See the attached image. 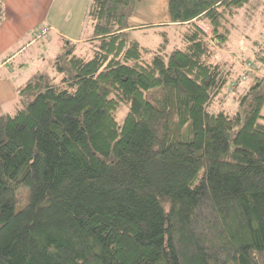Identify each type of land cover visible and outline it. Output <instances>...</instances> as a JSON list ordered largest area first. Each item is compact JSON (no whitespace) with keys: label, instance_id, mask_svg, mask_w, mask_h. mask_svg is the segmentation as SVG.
<instances>
[{"label":"trees","instance_id":"trees-1","mask_svg":"<svg viewBox=\"0 0 264 264\" xmlns=\"http://www.w3.org/2000/svg\"><path fill=\"white\" fill-rule=\"evenodd\" d=\"M138 1L90 0L91 57L64 41L0 115V264H264V79L229 115L213 59L249 0H167L170 52L130 36Z\"/></svg>","mask_w":264,"mask_h":264},{"label":"rangeland","instance_id":"rangeland-1","mask_svg":"<svg viewBox=\"0 0 264 264\" xmlns=\"http://www.w3.org/2000/svg\"><path fill=\"white\" fill-rule=\"evenodd\" d=\"M166 1L167 0H139L137 2L135 11L137 12L139 20H144L143 23H145V26L131 30L130 36L141 46L153 50L164 47L166 52L183 47V26L155 24L162 20V12L167 9ZM89 2L90 0L25 1L24 5H28L29 14L19 17V23L30 26L33 20L34 24L30 34L31 36L26 40L23 39L19 41L20 47L25 45L29 40H32L41 29L50 24L60 31H74L79 36L86 35L84 34L85 28L82 32H79V26L82 23L84 25L88 23L89 19L86 13ZM3 4L4 0L0 2V11L4 6ZM32 10L34 15H31ZM198 25L207 30L210 34V29L205 23L198 22ZM227 29L229 31L227 48L218 52V48L213 47V56L216 54L218 63L222 68L228 70L231 76H234L233 78H236V76L243 71V64L250 62L254 65L255 70L258 71L259 76L264 79V59H261V57H264V0H249L246 5L237 9L236 13L229 18ZM50 36H52V34H50ZM87 44L89 43L81 44L76 50V54L85 58H90L92 55L91 45ZM55 46L56 44L53 37L50 43H48V39L43 38L38 41H32L21 50L19 56L11 64L13 69L16 70L17 63L23 60L26 61L25 64L27 69L24 71V74L19 71L17 85L23 86L36 74L43 73L52 77L57 76L54 72H51L50 68V64L54 59L52 57H54V55L55 57L56 55L57 57L61 56V50H59L57 54H54L53 47ZM55 59L53 61H55ZM18 70L20 69L18 68ZM4 71L5 69L0 71V76L3 75ZM57 79H59V76H57ZM3 82L5 83V81ZM251 83H253L252 78L246 82L240 83L239 87H237V91L227 92L223 106L219 108L223 109L229 115L235 114L238 111V102L237 100L234 101L233 98L238 96V91H242V89L248 87ZM228 87L232 88L229 85ZM13 95L14 98H8V91L5 92V96L2 98L4 104L0 106V114L13 113L15 111V103L17 100L19 101V97L16 96V93ZM261 114L264 115V107L261 110ZM117 119L120 122L122 114H119Z\"/></svg>","mask_w":264,"mask_h":264},{"label":"crops","instance_id":"crops-1","mask_svg":"<svg viewBox=\"0 0 264 264\" xmlns=\"http://www.w3.org/2000/svg\"><path fill=\"white\" fill-rule=\"evenodd\" d=\"M25 1H29V0H4V4H3L4 6L2 7V10L0 11V71L2 69H5L3 75L0 76V106L4 104V101L2 100V98L5 96L6 91H8V98H11V97L14 98L13 94L15 93H16V96L18 97V89L22 87L20 85H17L18 79H19L18 73L19 71H21L22 74H24V71L27 69L26 64H25L26 61L23 60L17 63L16 70L13 69L11 64L19 56V53L21 52V50L27 45H29L32 41H34V38H33L32 40H29L25 45H22V47H20L19 45L20 40H23V39L26 40L29 36H31L30 34L33 30V24H34L33 20L31 21L30 26L19 23V20H18L19 17L29 14V10L27 8L28 5L27 6L24 5ZM166 7H167V1H166ZM87 10H88V7H87ZM162 13H163L162 20H160L159 22L155 24H159V25L164 24V25H173V26L176 25V24H171L169 22V16L167 13V9L164 10ZM31 15H34L33 10L31 11ZM143 22L144 20H139V18L137 17V12L134 11V14L129 19V25H130L131 30L137 27L145 26V23ZM45 28H49L47 36L45 37L46 39H48V43L51 42L52 37L55 40L56 46L53 47L54 54H57L59 50H61L60 53L62 54L64 41H68L69 43L75 44L76 45L75 53H76V50L81 44L89 43V39L91 38V35H92V24L90 20H88V23L86 25L82 23L79 26L80 29L78 28L80 30L79 32H82V30L85 28L84 34L86 35L84 36H79L74 31H71V32L60 31L59 29H57L55 26L51 24L46 26ZM203 30L209 35L207 30H205L204 28ZM49 33L52 34V36H50ZM87 45H90V43ZM220 51H223V50L218 49V52ZM52 58L54 59L57 58V55L56 57L54 55V57ZM232 58L235 59L234 57ZM213 59L215 62H218L216 60V54L213 56ZM53 60L50 64L51 72H54L53 70L54 61ZM18 68L20 70H18ZM257 75L259 76L258 71H257ZM3 81H5V83ZM18 104L19 102L17 100V102L15 103V107H14L15 110L18 108ZM0 115H3V114H0Z\"/></svg>","mask_w":264,"mask_h":264},{"label":"built area","instance_id":"built-area-1","mask_svg":"<svg viewBox=\"0 0 264 264\" xmlns=\"http://www.w3.org/2000/svg\"><path fill=\"white\" fill-rule=\"evenodd\" d=\"M48 31H49V28L41 29L40 32L35 35L34 40L37 41V40L45 38L47 36ZM263 41H264V37H263ZM242 69L243 71L240 74V81H246L248 78L256 75V70L254 68V65L250 62L243 64ZM233 85L234 84H232L231 87Z\"/></svg>","mask_w":264,"mask_h":264}]
</instances>
